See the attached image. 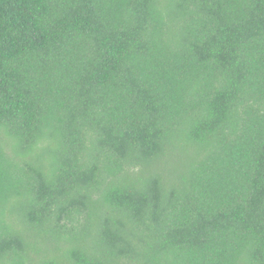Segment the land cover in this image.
<instances>
[{
	"label": "trees",
	"instance_id": "obj_1",
	"mask_svg": "<svg viewBox=\"0 0 264 264\" xmlns=\"http://www.w3.org/2000/svg\"><path fill=\"white\" fill-rule=\"evenodd\" d=\"M0 264H264V0H0Z\"/></svg>",
	"mask_w": 264,
	"mask_h": 264
}]
</instances>
